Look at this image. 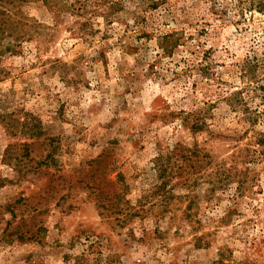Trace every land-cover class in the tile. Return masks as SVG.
I'll return each mask as SVG.
<instances>
[{
    "label": "rangeland",
    "instance_id": "1",
    "mask_svg": "<svg viewBox=\"0 0 264 264\" xmlns=\"http://www.w3.org/2000/svg\"><path fill=\"white\" fill-rule=\"evenodd\" d=\"M46 196L0 264H264V0H0V207Z\"/></svg>",
    "mask_w": 264,
    "mask_h": 264
},
{
    "label": "trees",
    "instance_id": "2",
    "mask_svg": "<svg viewBox=\"0 0 264 264\" xmlns=\"http://www.w3.org/2000/svg\"><path fill=\"white\" fill-rule=\"evenodd\" d=\"M63 197V195L60 196L58 200H61ZM36 198L39 200L42 196L40 197L39 194H36ZM50 199L51 196H46L41 203L39 202L31 205V200L29 198H19L13 203L0 207L1 236L7 237L9 242H30L35 240V236L43 230V227L40 225L35 231L30 229L29 224L32 222V214L34 211L37 216L47 213V204Z\"/></svg>",
    "mask_w": 264,
    "mask_h": 264
}]
</instances>
